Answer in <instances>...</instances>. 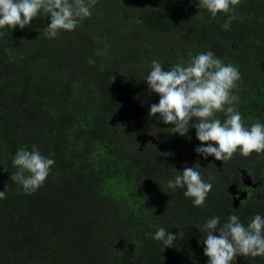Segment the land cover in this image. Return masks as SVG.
<instances>
[{"label": "trees", "instance_id": "trees-1", "mask_svg": "<svg viewBox=\"0 0 264 264\" xmlns=\"http://www.w3.org/2000/svg\"><path fill=\"white\" fill-rule=\"evenodd\" d=\"M198 5L96 0L90 17L56 38L45 35V13L24 29L0 28V264H208L199 229L207 219L264 217V189L235 206L230 188H264V152L205 159L195 128L173 134L150 115L160 99L145 81L151 62L167 71L211 51L240 73L231 95L243 125L264 124V0H240L215 18ZM229 15L237 19L224 30ZM213 118L223 122L224 112ZM33 145L55 164L29 195L10 176L17 151ZM185 166L213 185L201 207L186 188L167 186ZM159 227L177 236L172 247L152 238Z\"/></svg>", "mask_w": 264, "mask_h": 264}, {"label": "clouds", "instance_id": "clouds-1", "mask_svg": "<svg viewBox=\"0 0 264 264\" xmlns=\"http://www.w3.org/2000/svg\"><path fill=\"white\" fill-rule=\"evenodd\" d=\"M239 2L199 0L198 6L215 18L217 13L235 11ZM95 3L96 0H0V28L19 26L24 29L40 13H45L50 17L45 35L56 38L60 30L73 31L80 20L90 17ZM235 19L236 16L229 15L223 29L229 30ZM239 80L238 69L231 64L225 65L211 51L194 56L187 65H172L167 71L159 61L153 60L145 81L149 94L156 93L160 99L150 106V115L158 114L163 123L173 125L170 128L173 134L185 136L190 128H195L201 142L195 151L205 159L214 156L218 161L229 160L238 150L245 157L253 152H264V124L257 122L246 128L233 104L238 97L231 95V90ZM216 112H224L223 122L213 118ZM12 163L17 171L12 173L10 180L30 195L44 185L55 161L43 156L33 145L31 151L27 146L19 149ZM167 186L172 190L186 188L184 196L197 207L204 205L213 187L201 178L195 167L188 166L169 180ZM5 198L6 192L0 191V199ZM199 229L204 233L201 243L204 255L209 258L208 264H231L240 255L264 256V217L261 215H255L247 225L236 214L230 215L223 225L219 217L213 216ZM152 238L168 248L174 245L177 236L159 227Z\"/></svg>", "mask_w": 264, "mask_h": 264}, {"label": "water", "instance_id": "water-1", "mask_svg": "<svg viewBox=\"0 0 264 264\" xmlns=\"http://www.w3.org/2000/svg\"><path fill=\"white\" fill-rule=\"evenodd\" d=\"M145 137V139H148V138H152L151 136H144ZM139 139L141 140V135H140V137H139ZM153 139V138H152ZM153 142H156L155 140H152ZM249 184H252L251 182H248ZM252 185H254V184H252ZM235 187H237V185H235L234 184V188ZM233 193L234 194H238V193H240V196L239 197H237L235 200H234V204H235V206H238V204H239V201L242 199V198H245V197H247V195H248V193L246 192V191H243V192H241V191H237V190H233Z\"/></svg>", "mask_w": 264, "mask_h": 264}, {"label": "flooded vegetation", "instance_id": "flooded-vegetation-1", "mask_svg": "<svg viewBox=\"0 0 264 264\" xmlns=\"http://www.w3.org/2000/svg\"><path fill=\"white\" fill-rule=\"evenodd\" d=\"M245 180V179H244ZM248 181H250V180H248ZM261 184V182H257V183H255V185H253L252 186V188H250V189H247L246 187L245 188H239L238 186L237 187H235L234 188V190H237V191H241V192H243V191H246L247 193H248V195H250V193L251 192H249L250 190L252 191V192H257V194L258 193H260V191L262 190V189H264V188H259V185ZM247 195V196H248ZM259 196H260V194H259Z\"/></svg>", "mask_w": 264, "mask_h": 264}, {"label": "rangeland", "instance_id": "rangeland-1", "mask_svg": "<svg viewBox=\"0 0 264 264\" xmlns=\"http://www.w3.org/2000/svg\"><path fill=\"white\" fill-rule=\"evenodd\" d=\"M143 140H145V141H148V140H151L150 138H148V139H145V137H144V139ZM248 180H250L247 176L245 177V182H247ZM248 182H250V181H248ZM232 186H234L233 184L230 186V188H231V190L233 191L234 190V187H232Z\"/></svg>", "mask_w": 264, "mask_h": 264}]
</instances>
